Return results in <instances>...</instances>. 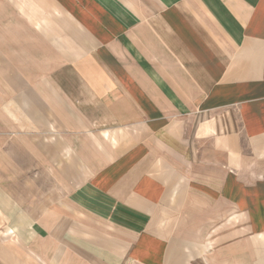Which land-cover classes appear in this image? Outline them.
<instances>
[{
  "label": "crops",
  "instance_id": "crops-1",
  "mask_svg": "<svg viewBox=\"0 0 264 264\" xmlns=\"http://www.w3.org/2000/svg\"><path fill=\"white\" fill-rule=\"evenodd\" d=\"M0 213L33 264H264V0H0Z\"/></svg>",
  "mask_w": 264,
  "mask_h": 264
},
{
  "label": "rangeland",
  "instance_id": "rangeland-1",
  "mask_svg": "<svg viewBox=\"0 0 264 264\" xmlns=\"http://www.w3.org/2000/svg\"><path fill=\"white\" fill-rule=\"evenodd\" d=\"M8 81L11 84L15 80ZM14 232L15 228H12L0 213V264H33L38 261L35 256L29 254V250L22 249L19 240L12 235Z\"/></svg>",
  "mask_w": 264,
  "mask_h": 264
}]
</instances>
